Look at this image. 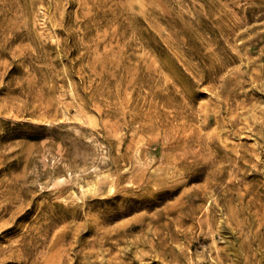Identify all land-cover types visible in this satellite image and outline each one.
Masks as SVG:
<instances>
[{"label": "rangeland", "instance_id": "374dc122", "mask_svg": "<svg viewBox=\"0 0 264 264\" xmlns=\"http://www.w3.org/2000/svg\"><path fill=\"white\" fill-rule=\"evenodd\" d=\"M0 264H264V0H0Z\"/></svg>", "mask_w": 264, "mask_h": 264}]
</instances>
